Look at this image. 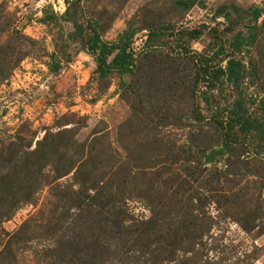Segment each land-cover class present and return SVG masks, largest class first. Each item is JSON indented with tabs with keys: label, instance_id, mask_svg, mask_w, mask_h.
<instances>
[{
	"label": "rangeland",
	"instance_id": "374dc122",
	"mask_svg": "<svg viewBox=\"0 0 264 264\" xmlns=\"http://www.w3.org/2000/svg\"><path fill=\"white\" fill-rule=\"evenodd\" d=\"M66 8L0 0V264H264V139L229 126L237 98L264 119V0H76L84 35L134 30L132 71L104 77ZM229 60L237 83L201 78Z\"/></svg>",
	"mask_w": 264,
	"mask_h": 264
},
{
	"label": "trees",
	"instance_id": "16d2710c",
	"mask_svg": "<svg viewBox=\"0 0 264 264\" xmlns=\"http://www.w3.org/2000/svg\"><path fill=\"white\" fill-rule=\"evenodd\" d=\"M76 0H65L67 4V8L64 12V17H66L67 20L72 22L73 25V30L70 31L67 34V39L70 40L71 42L77 44L79 48L82 50H88L95 58L97 67H96V72L98 73L99 77H104L107 72H109L111 69H116L121 73H127L132 71V66H133V55L132 52L129 49V39L131 35L133 34V29L131 26H128L122 33L118 35V38L115 42H106L103 41L97 33H91L88 35H84V30L81 27V25L71 16L69 15V5L71 3H74ZM149 33V38L151 37ZM66 47L67 45L64 44H59L57 45L58 52H62L63 54H66ZM65 59L66 61L69 60V54ZM59 68V63H53L50 65V70L52 72L57 71ZM220 75L225 76V80L227 81H232L233 83H237L238 80L241 78L242 75L239 74V71L237 68H235V63L232 61H228V64L225 68L223 69H218V71L213 72L212 74H207V70L204 69V73L202 74L201 78L202 79H216ZM200 78V74L196 72L194 76V82L197 84L198 80ZM207 81L209 84H213V81ZM241 103L240 100L237 98L235 99L232 104H231V109L229 111V126L232 125H238V129L240 131H246V130H251L255 131L256 133L259 134V136L264 139V122H262L264 119L263 117L261 120L257 119H250L248 117H242L240 115ZM264 116V115H263ZM43 143V142H42ZM46 146H49V152L50 154H53L54 150H51L53 147V144H47L45 143ZM52 147V148H51ZM51 148V149H50ZM51 150V151H50ZM46 151V150H45ZM48 152V153H49ZM218 152V151H211V154ZM38 153H40L38 155ZM44 152H39L38 150L33 152L34 159L32 161V164L34 167L37 169V172L40 171L41 167V159L43 158ZM212 156L209 157V160H211ZM53 162V170L56 173L58 177H61L65 175L68 172V166L61 164L60 158H52ZM81 167V166H80ZM88 176V175H87ZM86 176V179L83 177L81 180L82 186H84L88 182V177ZM91 190H94L93 196H91L93 199L96 200H101L103 197H106L109 195V192H106L102 189L97 190L95 186L89 187ZM80 193V192H79ZM86 196V195H85ZM84 196V197H85ZM81 197H79L80 199ZM91 198V199H92ZM99 207H102L103 205L98 203ZM121 212L120 211H112L111 213V220L112 224L114 226H119L122 224V222L125 221L124 218L120 217ZM157 217H150L147 220L141 221L138 223L137 227V232L141 235L144 236V238H148L151 235H154L156 231L159 228V225L157 226ZM20 230H17L13 234H11L10 237L15 238L19 235ZM196 235H191L189 233L188 235V240H191L195 238ZM192 242H189L191 244ZM176 244V243H175Z\"/></svg>",
	"mask_w": 264,
	"mask_h": 264
}]
</instances>
